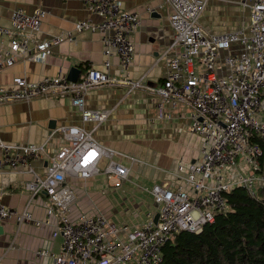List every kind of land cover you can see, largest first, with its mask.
<instances>
[{
	"label": "built area",
	"instance_id": "built-area-1",
	"mask_svg": "<svg viewBox=\"0 0 264 264\" xmlns=\"http://www.w3.org/2000/svg\"><path fill=\"white\" fill-rule=\"evenodd\" d=\"M208 2L165 0L171 10L172 42L164 55L169 56L165 77L155 86L146 84L145 75L135 80L128 76L139 14L125 10L119 0H82L86 11L101 20L79 21L72 30L50 40L36 39L47 16L41 6L29 14L15 9L10 26H0V73L17 61L40 62L51 46L72 42L84 31L98 34L103 48V70L89 67L75 82L60 71L34 82L14 76L8 85H0V106L67 96L81 122L91 124L90 129L74 125L56 128L54 134L62 136V144L53 153L47 151L46 143L9 144L0 138V170L30 176L22 185L29 195L24 209L6 207L0 193V225L13 221L18 230L25 224L47 226L54 218L52 237L62 240L55 255L41 249L35 252L36 258L51 257L52 264H161V249L176 234L199 233L213 223L216 214L226 212L223 193L242 187L258 200L262 198L256 192L259 188L264 198V176L259 167L263 153L254 142L256 138L264 142V0H243L241 4L249 9L248 25L223 34L208 33L200 25ZM5 42L8 49L2 47ZM112 57L117 58L124 76L108 75ZM108 84L125 86L127 94L150 92L157 120L171 119L166 107L184 105L191 110L190 132L201 139L200 159L186 166L182 184L175 189L162 185L144 189L153 197L156 224L153 216L135 229L110 222L102 214L70 218L77 197L69 178L85 182L103 176L119 189L129 179L125 162H140L95 138L113 110L88 109L85 95ZM39 160L46 161L43 174L32 166ZM41 195L47 198L43 221L35 220L28 210L32 200Z\"/></svg>",
	"mask_w": 264,
	"mask_h": 264
},
{
	"label": "crops",
	"instance_id": "crops-1",
	"mask_svg": "<svg viewBox=\"0 0 264 264\" xmlns=\"http://www.w3.org/2000/svg\"><path fill=\"white\" fill-rule=\"evenodd\" d=\"M119 1L125 10L139 14V27L133 36L135 53L128 76L135 80L145 75L147 85H159L165 77L169 59L164 56L165 51L172 42L168 21L171 10L165 0ZM242 1L209 0L200 19L201 27L208 33L223 34L247 26L249 9L241 4ZM38 6L47 12L42 30L36 35L38 41L50 40L72 30L74 24L82 20L93 23L101 20L86 11L82 0H0V26H10L13 10L22 9L29 14ZM148 9L154 12L149 13ZM153 13L158 17H153ZM2 47L8 49V43ZM103 60L100 36L84 31L76 34L72 42L51 46L40 62L17 61L12 68L0 73V85H8L14 76L34 82L54 77L61 71L68 77L72 68L81 76L89 67L103 70ZM110 63L108 75L111 78L124 76L116 57H112ZM85 102L91 110H113L96 132V140L140 162H125L130 169L129 179L119 189L113 188L112 182L103 176L85 182L69 178L68 183L77 197L70 218L76 220L82 214H102L110 222L139 228L150 216L154 219L157 214L152 195L144 189L153 185L175 189L182 184L186 166L200 159L201 139L190 132L191 110L183 106L166 107L171 119L157 120L155 98L150 92L137 90L127 94V88L117 84L88 90ZM50 122L55 129L70 125L91 128V124L81 122L79 112L71 106L67 96L40 97L0 106V138L9 144L46 143L49 153L57 151L62 136L54 134L55 129L49 131ZM45 165V160L32 163L39 174H43ZM29 179L27 174L0 170L2 204L24 209L29 195L22 190V185ZM45 202L46 197L41 195L29 205L28 210L35 220L45 219ZM49 221L47 226L25 224L18 230L13 221L0 225V264H52L51 257L35 256L37 250L45 249L55 255L60 249L62 240L52 237L56 221L54 218Z\"/></svg>",
	"mask_w": 264,
	"mask_h": 264
},
{
	"label": "trees",
	"instance_id": "trees-1",
	"mask_svg": "<svg viewBox=\"0 0 264 264\" xmlns=\"http://www.w3.org/2000/svg\"><path fill=\"white\" fill-rule=\"evenodd\" d=\"M259 160L264 176V142ZM254 199L242 187L223 193L227 209L199 233L180 232L161 249V264H264V198Z\"/></svg>",
	"mask_w": 264,
	"mask_h": 264
},
{
	"label": "water",
	"instance_id": "water-1",
	"mask_svg": "<svg viewBox=\"0 0 264 264\" xmlns=\"http://www.w3.org/2000/svg\"><path fill=\"white\" fill-rule=\"evenodd\" d=\"M153 17L157 18L158 15H156V13H153L152 14ZM79 77V71L76 70L75 68H72L68 74V77L67 79L72 81V82H75ZM53 122H50V126L48 127L49 131H53L55 129V127L52 125ZM54 127V128H53ZM157 219H158V214H156L154 216V219H153V223L156 224L157 223Z\"/></svg>",
	"mask_w": 264,
	"mask_h": 264
},
{
	"label": "rangeland",
	"instance_id": "rangeland-1",
	"mask_svg": "<svg viewBox=\"0 0 264 264\" xmlns=\"http://www.w3.org/2000/svg\"><path fill=\"white\" fill-rule=\"evenodd\" d=\"M181 106H183V107H185L184 105H182V104H179L177 107H181ZM172 111H174V110H172ZM151 123H153V121H151ZM259 191H260V189L259 188H257V194H258V196L259 197H261V195H260V193H259ZM46 200H47V198H46Z\"/></svg>",
	"mask_w": 264,
	"mask_h": 264
}]
</instances>
